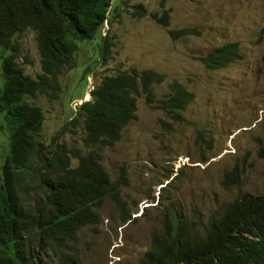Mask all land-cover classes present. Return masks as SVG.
<instances>
[{
    "label": "rangeland",
    "instance_id": "rangeland-1",
    "mask_svg": "<svg viewBox=\"0 0 264 264\" xmlns=\"http://www.w3.org/2000/svg\"><path fill=\"white\" fill-rule=\"evenodd\" d=\"M161 0H127L112 26L107 22L115 46L98 75L84 80L90 93L101 75L123 70L153 69L165 79L153 85L155 102L145 93L138 97L137 118L124 126L113 146L101 151V161L113 181L121 184L122 205L106 197L97 208L99 221L84 226L76 243L60 250L72 254L80 264H142L151 237L176 209L188 219L206 224L224 203L244 192L264 191V0H166L170 24L163 26L150 16L160 12ZM141 4L146 13L134 14ZM196 27L200 34L173 39L170 29ZM18 61L25 74L43 73L36 31L18 32ZM228 41L240 43L244 58L225 67L208 69L201 58ZM0 45V88L3 87ZM88 50L77 58L82 65ZM62 90L56 99L38 93L28 100L43 108L38 146L51 148L54 138L75 154L85 153L86 135L82 119L70 122L84 93L81 73L63 71ZM178 81L194 98L178 113L155 105L171 93ZM75 98V99H73ZM90 98V96H89ZM0 110V159L7 154V132ZM5 132V134H4ZM10 134V131H9ZM72 159V164L77 163ZM235 164L240 181L223 186L224 173ZM49 170L36 161L26 179L23 200L30 206L41 199L43 174ZM51 176V173H50ZM125 210L129 219H122ZM53 264H62L54 256Z\"/></svg>",
    "mask_w": 264,
    "mask_h": 264
},
{
    "label": "trees",
    "instance_id": "trees-1",
    "mask_svg": "<svg viewBox=\"0 0 264 264\" xmlns=\"http://www.w3.org/2000/svg\"><path fill=\"white\" fill-rule=\"evenodd\" d=\"M127 0H0V45L3 87L0 110L7 132V154L0 159V264H80L72 254L60 250L64 243H76L80 230L96 224L97 208L106 197L122 205V178L113 181L101 161V151L113 146L127 124L137 118L138 97L145 93L155 102L153 85L164 81L153 69L118 71L101 75L90 98L71 110L70 122L82 119L86 135L85 153L75 154L64 142L53 139L51 148L38 146L44 110L28 100L38 93L56 99L62 90L59 76L65 70L81 73L86 93L87 76L108 62L114 41L106 24H113ZM134 14L144 15L141 4ZM170 9L160 1V12H151L157 23L170 24ZM36 31L43 73L37 78L25 74L14 41L18 32ZM173 39L200 34L196 27L170 29ZM88 50L82 65L77 55ZM244 58L240 43L228 41L212 48L201 60L208 69H218ZM84 94L78 98H82ZM86 96V94H85ZM194 98L178 81L171 93L156 107L174 113L186 108ZM75 99V98H73ZM10 131V134H9ZM76 158V164L72 159ZM38 163L49 170L40 185L43 196L30 206L23 200L30 169ZM51 173V176H50ZM240 181L235 164L224 173L223 186ZM125 210L122 219L127 221ZM142 264H264V191L244 192L223 204L206 224L188 219L176 209L166 216L163 228L152 235Z\"/></svg>",
    "mask_w": 264,
    "mask_h": 264
},
{
    "label": "water",
    "instance_id": "water-1",
    "mask_svg": "<svg viewBox=\"0 0 264 264\" xmlns=\"http://www.w3.org/2000/svg\"><path fill=\"white\" fill-rule=\"evenodd\" d=\"M94 88V87H93ZM92 88V89H93ZM89 91H91L90 89H89ZM89 95H90V93H89ZM89 98H86L85 97V95H84V97L79 101V102H76V103H82V102H84V101H86V100H88Z\"/></svg>",
    "mask_w": 264,
    "mask_h": 264
},
{
    "label": "bare ground",
    "instance_id": "bare-ground-1",
    "mask_svg": "<svg viewBox=\"0 0 264 264\" xmlns=\"http://www.w3.org/2000/svg\"><path fill=\"white\" fill-rule=\"evenodd\" d=\"M89 96H90V95H89V92H86V96H85V97H86V98H89Z\"/></svg>",
    "mask_w": 264,
    "mask_h": 264
},
{
    "label": "clouds",
    "instance_id": "clouds-1",
    "mask_svg": "<svg viewBox=\"0 0 264 264\" xmlns=\"http://www.w3.org/2000/svg\"><path fill=\"white\" fill-rule=\"evenodd\" d=\"M107 25V24H106ZM87 92V91H86Z\"/></svg>",
    "mask_w": 264,
    "mask_h": 264
}]
</instances>
